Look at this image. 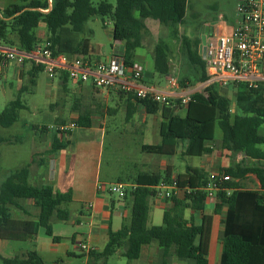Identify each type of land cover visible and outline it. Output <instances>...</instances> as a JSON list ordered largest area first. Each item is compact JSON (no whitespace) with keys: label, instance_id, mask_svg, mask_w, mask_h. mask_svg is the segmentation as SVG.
I'll list each match as a JSON object with an SVG mask.
<instances>
[{"label":"trees","instance_id":"16d2710c","mask_svg":"<svg viewBox=\"0 0 264 264\" xmlns=\"http://www.w3.org/2000/svg\"><path fill=\"white\" fill-rule=\"evenodd\" d=\"M190 6V0H118L116 7L107 1L94 5L92 0H52L50 9L49 0H16L0 8V40L11 48L31 52L41 43L38 30L43 23L47 31L46 42L55 54L87 58L91 43L90 38L85 36L86 26L92 17L100 16L112 20L113 38L123 43L118 55L129 67L135 63L136 51L144 46V36L148 31L146 21L153 20L169 28L177 37L179 26L186 23ZM181 42L182 55L187 58L194 73L191 77H182L180 85L188 88L186 83L189 81L190 87L197 88L209 79L206 61L200 54L201 36L192 38L183 34ZM170 52L169 45L159 40L153 54L156 73L170 76ZM28 64L30 69L22 77L28 75L29 84H24L18 98L0 112V127H12L18 121L19 111L28 109L21 97L34 90L39 73L45 72L43 65L27 61L25 66ZM58 78L63 82L66 93L69 76L61 73ZM231 88L236 91L234 102L215 85L203 92H195L184 116L178 112L183 107L167 108L149 99H138L133 94L117 91L122 97L135 99L150 115L162 112L161 144L144 145L143 152L173 155L178 145L183 143L184 156L202 157L213 151L212 144L216 142V129L219 127L222 132L221 150L229 153L234 160L243 154L252 161V164L232 161L228 167L219 168L232 178L225 182L216 196V211L227 208L220 236V264H264V85L253 89L238 83ZM81 104L77 101L74 109H79ZM133 111V105H130L127 119L132 117ZM91 115L92 110L82 111L75 121L77 127H90ZM35 130L39 128L35 127ZM39 132L44 135L50 131L48 127H43ZM1 141L8 142L6 139ZM70 145V141H65L55 131L47 153L52 157ZM47 162L41 160L39 168L47 169ZM33 164L34 159L12 171L0 185V240L34 239L39 229L45 228L48 236L60 241L54 236L53 223L71 219L69 204L73 202L72 190L56 191L49 184L33 183ZM251 175L258 179L259 189L245 187L244 182ZM171 180L172 175L167 171L165 174L141 172L134 178L136 188L125 197L130 198L132 203L130 221L123 224L119 231H110L108 244L102 252L91 253L96 262L106 264L122 248L125 249L124 257L130 261L137 260L144 246L156 243L163 264H168L172 257L181 262L208 264L211 217L205 216L200 226L184 218L187 209L203 210L205 207L206 192L203 189L208 173L204 170L187 168L185 173L179 174L176 178L179 188L190 189L191 192L183 200L175 196L168 199L173 207L165 211L163 225H148L157 186L162 182L171 183ZM30 202L37 211L35 214L27 206ZM0 261L2 264H46L36 251L13 258H6L0 253Z\"/></svg>","mask_w":264,"mask_h":264},{"label":"rangeland","instance_id":"374dc122","mask_svg":"<svg viewBox=\"0 0 264 264\" xmlns=\"http://www.w3.org/2000/svg\"><path fill=\"white\" fill-rule=\"evenodd\" d=\"M102 1H107L116 7L118 0H92L94 5ZM9 2H16V0H0V8L3 9ZM190 3L191 6L188 9L186 23L179 26V35L177 37L173 35L169 28L155 21L148 22L149 28L144 36V46L153 54L159 40H164L169 45L172 69L170 76L167 77L177 81L179 86L177 89L180 91L193 88L190 87L191 83L189 81L186 83L188 88L182 87L179 80L184 76L191 77L194 73L187 58L182 55V35L188 34L192 38L201 36L203 27L210 24L215 26L220 15L225 16V19L231 24L237 0H190ZM43 28L46 29L45 24L42 23L38 33L40 30H44ZM44 31L46 36L41 37V43L46 42L47 39V31ZM113 32L114 24L109 18L103 19L100 16H95L87 23L85 36L90 38L91 47L100 55H103V59L111 56L116 48ZM137 53L142 55L143 49H139ZM149 61L152 63L153 58H149ZM147 71L149 76L155 73L152 67H148ZM17 73L16 69L11 67L6 74L0 76V112L18 98L19 90L24 84H29L27 75L21 82L18 79L20 75L19 73L17 75ZM155 74L160 76L158 73ZM166 85V83L160 85L159 89H166ZM59 86V78L50 79L46 72L39 73L37 86L33 91L24 93L21 97L22 102L28 106V109L19 111L18 121L12 127H0V185L12 171L26 166L33 159L35 160V164H33V183L42 184L44 180L46 181V175L41 173L38 164L41 160L48 161L50 159L47 150L55 131L61 126L70 125L74 122L72 116L74 99L69 94H66L63 89L59 90ZM200 90L203 92L205 89L201 88ZM221 92L228 96L232 102L235 101L236 91L234 89L225 88ZM109 107L110 111L105 109V113L101 118L106 120L107 125L106 136L103 138L104 147L100 158L102 180L108 186H111L120 183V181H122L121 183L129 184L134 181L136 176L146 170L165 173V170L161 169V160H166L167 156L148 154L141 150V144L145 138H147L146 144H154L161 139V117L155 118V115H148L145 111L139 110V116L136 115V119L139 118L138 122L127 121V113L121 101H113ZM185 113V108L183 107L179 114L184 116ZM145 118H147L146 124L143 123ZM35 127H38L39 130L43 127H48L50 132L43 135L39 130H35ZM71 135L72 137H70ZM100 135L101 133L81 128H77L65 135L66 140L72 141L67 148L70 163V168L66 175L67 184L74 185L75 181L86 182L85 178L89 174L93 158L88 149L91 144L98 142ZM90 137H94V140ZM4 139L8 142L1 141ZM221 139L222 132L218 127L216 129V142L213 143L215 150H221ZM262 149L264 150V145ZM227 157L230 158V162L252 164V161L246 159L243 154H239L235 160L230 155H227ZM201 161L202 159L199 157L176 155L174 159L175 171L179 174L184 173L186 167H197L201 164ZM244 185L251 189L259 188L258 180L254 175L248 177ZM114 197L119 199L116 195ZM27 206L34 214L37 212L32 208L31 202ZM77 209L78 205L71 204L70 210L73 214L71 220L68 222L56 221L53 224H56L57 228L63 229V233L69 234L74 228L72 222L77 215L74 210ZM152 211L151 215L153 216L156 214V210L153 209ZM148 225L158 226L156 222H153V219H150ZM1 242L6 241H0V248ZM9 242L10 244L19 245L22 251L26 248L25 242ZM64 242L72 247L71 251L77 257H81L82 253L85 252L80 248L74 247L70 237ZM19 253L16 252L15 255L21 256ZM134 261L128 260L121 253H116L108 259L107 264H136ZM0 264H2L1 261Z\"/></svg>","mask_w":264,"mask_h":264},{"label":"crops","instance_id":"0c3cea01","mask_svg":"<svg viewBox=\"0 0 264 264\" xmlns=\"http://www.w3.org/2000/svg\"><path fill=\"white\" fill-rule=\"evenodd\" d=\"M153 20L146 21L147 27L148 22ZM205 27H213L212 24L205 25ZM149 28V27H148ZM44 29V28H43ZM46 30V29H44ZM44 30H40L38 35L41 37L46 36V32ZM116 54H120V50L123 47V43L116 41ZM0 48L11 49V47L6 46L2 41L0 42ZM139 49H143V54L139 55L137 52ZM136 51L135 63H140L144 65L146 71L143 75V78L140 82H133L134 86L145 85L152 87L153 89L170 93L172 95H183L189 92H195L201 88L200 86L197 88L188 89L185 91H180L177 88L179 87L177 81L169 79L167 76H157L155 73V63H154V55L153 52L148 51L145 46L139 48ZM74 50V48L72 49ZM73 53V52H72ZM115 53V52H114ZM113 53V54H114ZM112 54V55H113ZM153 57H152V56ZM103 55H100L94 48L91 47L89 56L87 59L90 61L92 66L97 65L99 62L103 61ZM149 58H153V62L149 61ZM152 67L153 73L151 76L147 74V68ZM30 69V64L23 67V69L18 72L20 78H18L21 82L24 77L22 74H27ZM17 73V72H16ZM17 73V75H18ZM28 76V75H27ZM60 86L59 90L63 89V82L59 78ZM166 83V89L161 90L159 86ZM66 94H69L74 99L73 105V121L75 122L82 111L92 110V125L90 127H77L81 129H87L93 132L101 133L100 139L97 143H93L89 147V152L93 156L92 165L89 168V174L86 176L84 183H80V181H75L74 185L67 184L66 175L69 171V159L67 155V148L60 151L56 155L50 157L48 160V167L39 168L41 173L45 174L46 181L44 180V184H49L54 187L56 191L66 192L69 189L72 190V200L71 204L78 205V209L74 210L77 215L75 220L72 222L74 228L70 231L69 234L63 233V229L57 228L56 224H53V233L54 236L60 238V241H54L53 237H50L46 233L45 228H40L39 233L36 238L26 240V241H17V240H0L6 241L1 242V251L0 253L6 258L16 257L15 253L20 252L21 256L27 254L30 251H36L39 255L44 259L46 264H100L101 262H96L94 258L91 257L92 252H102L109 241V233L110 231L117 232L119 231L123 224L128 223L130 221L131 216V199H117L114 196L110 195L106 192H101L98 187L100 184L106 183L101 178V166H100V158L103 150V138L106 136L107 125L106 120L101 119L105 113V109L110 111L109 105L111 102L119 100L122 103V106L125 108L126 113H128V109L130 105H133L134 111L132 117L127 119V121H135L138 122L139 118L136 119V115H138V111H145V108L139 104H137L135 99L129 100L127 96L122 97L118 93L117 89H97L91 83H84L80 85L73 84L70 80L66 86ZM64 91V89H63ZM116 96V97H115ZM116 99H115V98ZM81 102L79 109H74L76 102ZM180 110H178L179 112ZM147 113V112H146ZM148 114V113H147ZM150 115V114H148ZM155 118L160 116L161 123L164 121L162 116V112L154 114ZM139 116V115H138ZM147 118L143 120V123L146 124ZM76 128V129H77ZM75 130V129H74ZM73 130V131H74ZM148 130V128H146ZM74 133V132H73ZM145 134V133H144ZM73 135V134H72ZM72 135L70 137H72ZM93 138L94 137H90ZM65 139V138H64ZM147 138L144 139L141 144V150L144 145H159L161 144V139L159 142L154 144H146ZM70 141L71 140H66ZM185 144L180 143L176 148V151L173 155H162L167 156L166 160H161V169L165 172H169L172 175V180L176 179L179 173L175 171V163L174 159L176 155H183ZM213 151L207 155L199 157L202 159L201 164L197 167H186L187 168H198L204 170L208 174L212 170H217L221 164H225L227 167L231 164L230 158L227 155L229 153L222 150H215L212 144ZM143 152V151H142ZM239 163V162H237ZM74 164V162H73ZM75 165V164H74ZM143 172H151L149 170ZM154 173H160L156 171H152ZM186 172V171H185ZM184 172V173H185ZM34 173V172H33ZM165 174V173H161ZM183 174V173H180ZM253 176V175H252ZM250 177V176H249ZM256 177V176H255ZM34 179V176L32 180ZM171 180V181H172ZM258 180V179H257ZM33 182V181H32ZM42 183V184H43ZM127 184V183H126ZM133 184V182L129 183ZM259 184V181H258ZM246 187V186H245ZM248 188V187H247ZM251 189V188H248ZM259 189V188H257ZM131 191V190H130ZM191 191L187 189H180L175 191V197L183 200L185 199L186 194H189ZM216 202L217 200H207L205 203V207L203 210H194L187 209L185 211L184 218L191 223H194L196 226H200L203 224V220L205 216L211 217L212 220V230L209 244V252H208V264H220L221 256H222V243H221V233L224 230L223 221L225 220L227 208H222L219 211H216ZM69 204V209L70 205ZM151 213L150 219H153V222H156V225L161 226L164 222V213L165 211L171 209L173 204L168 199H153L151 202ZM156 210V216L151 215L152 210ZM73 211V212H74ZM71 217L73 216L71 210ZM156 219V220H155ZM71 220V219H70ZM68 237L71 238V243L74 247L80 248L79 243H86L92 248V252L87 253L83 252L81 257H77L73 255V251H71V246L64 242ZM9 241L14 242H25L26 248L24 250H20V246L16 244H10ZM121 250V252H119ZM125 249H119L117 253H121L124 256ZM136 264H163V258L159 254L158 245L153 243L151 245H146L142 249L141 257L135 260ZM108 262H106L107 264ZM168 264H192L190 262H181L177 257H172L169 260Z\"/></svg>","mask_w":264,"mask_h":264},{"label":"built area","instance_id":"2783aa9c","mask_svg":"<svg viewBox=\"0 0 264 264\" xmlns=\"http://www.w3.org/2000/svg\"><path fill=\"white\" fill-rule=\"evenodd\" d=\"M49 4L51 9L52 0H49ZM232 18L233 22L230 24L225 16L220 15L213 34L207 36L205 61L209 79L202 85V89L214 85L225 89L238 83H244L253 89L264 85V0H237ZM27 61L43 65L50 79L66 73L75 85L91 83L97 89H118L167 108H186L192 95L201 91L199 88L195 92L177 96L145 85L136 87L133 82L142 80L146 71L144 65L134 63L128 67L120 55L113 54L92 66L82 56L70 58L66 54H55L47 42L38 44L31 52L21 51L17 47L0 48V76L6 74L11 67L20 72ZM76 128L77 124L72 122L59 127L57 131L65 138L66 134ZM226 167L221 164L219 168ZM219 168L208 174L207 184L203 189L207 200H215L225 182L232 180L231 176L221 172ZM135 188V184L126 183L111 186L104 183L98 187L101 192L116 195L119 199H124ZM178 190L180 188L176 179L171 183L162 182L156 188V199H170ZM79 247L87 253L92 252L91 246L86 243H79Z\"/></svg>","mask_w":264,"mask_h":264},{"label":"water","instance_id":"95a60500","mask_svg":"<svg viewBox=\"0 0 264 264\" xmlns=\"http://www.w3.org/2000/svg\"><path fill=\"white\" fill-rule=\"evenodd\" d=\"M213 27H205V29L202 32L201 40L202 43L200 45V54L203 57V60H206V43H207V36L213 34Z\"/></svg>","mask_w":264,"mask_h":264}]
</instances>
